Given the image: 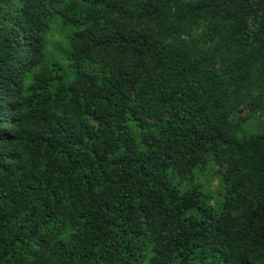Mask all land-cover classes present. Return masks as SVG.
Wrapping results in <instances>:
<instances>
[{
	"label": "trees",
	"instance_id": "1",
	"mask_svg": "<svg viewBox=\"0 0 264 264\" xmlns=\"http://www.w3.org/2000/svg\"><path fill=\"white\" fill-rule=\"evenodd\" d=\"M0 264H264V0H0Z\"/></svg>",
	"mask_w": 264,
	"mask_h": 264
}]
</instances>
